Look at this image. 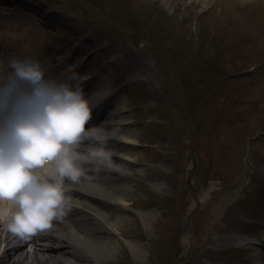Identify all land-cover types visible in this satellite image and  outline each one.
Here are the masks:
<instances>
[{
    "label": "rangeland",
    "instance_id": "374dc122",
    "mask_svg": "<svg viewBox=\"0 0 264 264\" xmlns=\"http://www.w3.org/2000/svg\"><path fill=\"white\" fill-rule=\"evenodd\" d=\"M2 1L0 51L8 47L14 55L71 57L74 65L86 63V76L99 74L107 81L105 92L118 87L130 100L142 93L141 98L158 100L145 115L152 120H142L144 110L130 115L136 119L131 127L140 144L128 152L138 160L124 168L130 204L115 212L123 219L109 235L115 255H103L108 264H173L178 257L181 223L193 203L186 176L194 143L195 176L199 183L208 180L218 187L215 203L226 205L218 212L213 205L206 214L202 205L194 208L198 238L181 264L203 259L223 264L235 256L229 246L220 250V239L207 240L208 233L219 235L214 233L219 222L229 235L260 240L264 0H24L17 20L14 11L4 12ZM133 5L138 25L131 17ZM32 10L46 12L44 20L30 21ZM182 62L190 65L189 72L183 71ZM133 105L143 106L144 100ZM234 172L242 177L238 183L230 177ZM244 254L238 252L241 258Z\"/></svg>",
    "mask_w": 264,
    "mask_h": 264
},
{
    "label": "clouds",
    "instance_id": "9594fccd",
    "mask_svg": "<svg viewBox=\"0 0 264 264\" xmlns=\"http://www.w3.org/2000/svg\"><path fill=\"white\" fill-rule=\"evenodd\" d=\"M78 80L36 57L0 59V223L21 237L64 216L88 165L113 164Z\"/></svg>",
    "mask_w": 264,
    "mask_h": 264
},
{
    "label": "bare ground",
    "instance_id": "6f19581e",
    "mask_svg": "<svg viewBox=\"0 0 264 264\" xmlns=\"http://www.w3.org/2000/svg\"><path fill=\"white\" fill-rule=\"evenodd\" d=\"M194 2L198 3L200 1L194 0ZM136 10V5L131 6V16L138 15ZM75 71L79 73L77 69ZM125 106L126 101L121 99L120 103L114 107V111L107 116V123L114 125V127L106 128L104 123L101 126H95L98 128L101 137L104 138L107 147L114 153L112 159L120 167L135 160L136 157L130 154L127 148L132 144L139 143L134 136L133 128L129 127ZM91 123H98V121H91ZM87 169L85 177H82L80 182L70 190L71 205L66 209L61 219L53 221L51 228L25 237L28 239L26 242L23 239L24 237L8 231L0 223V264H108L103 255H115V251H112L114 245L109 235L121 226L122 214H116L115 212L129 206L127 192L130 185L126 183H106L112 177L102 175L101 172L109 170L114 174L121 175L119 167L88 165ZM230 177H233L235 183L242 180V177L235 172ZM200 182L203 188L208 187L209 196L203 195V190H200L199 193L194 191V201L183 220L186 228L182 236L184 255L189 249L196 246L198 238L199 226L192 225L193 208L202 204V210L206 214L216 199V187L213 185L208 186L204 180ZM214 208L223 211L225 204L223 206L222 203H215ZM114 214L115 217L112 218L111 216ZM215 228L214 233L219 235L212 236L208 233V236H210L207 240L213 242L220 239L224 244L220 247L221 251L227 246L237 252L241 250L240 252L245 254L239 264H264V236L262 242L251 243L242 237H234L225 233L227 228L223 222H219ZM102 233H106V237H100ZM235 238L238 239L235 240ZM124 241L130 245L133 251L137 249L131 240L124 239ZM28 242L30 246L27 248L25 246ZM212 256L213 254H211L210 259H215ZM234 258L233 256L229 259L230 261L223 264L238 263ZM199 264H206L205 259Z\"/></svg>",
    "mask_w": 264,
    "mask_h": 264
}]
</instances>
